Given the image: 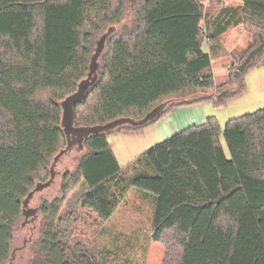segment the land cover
<instances>
[{
  "label": "trees",
  "instance_id": "obj_1",
  "mask_svg": "<svg viewBox=\"0 0 264 264\" xmlns=\"http://www.w3.org/2000/svg\"><path fill=\"white\" fill-rule=\"evenodd\" d=\"M140 1L134 27L108 37L98 80L74 108L75 125L140 119L162 100L195 90L230 91L218 100H172L148 126L177 108L221 105L237 93L234 71L215 85L210 55L230 21L208 28L206 0ZM239 1L234 25L259 39L264 0ZM126 2L0 0V264L9 257L22 200L48 179L50 162L67 144L59 103L86 78L95 35L121 21ZM105 135L86 139L76 175H65L66 187L86 184L82 209L106 222L133 188L154 200L151 239L164 247L162 264H264V109L228 120L223 130L207 117L174 133L135 159L130 177ZM60 205L42 206L45 264H97L80 245L68 255L56 248L52 222Z\"/></svg>",
  "mask_w": 264,
  "mask_h": 264
},
{
  "label": "rangeland",
  "instance_id": "obj_2",
  "mask_svg": "<svg viewBox=\"0 0 264 264\" xmlns=\"http://www.w3.org/2000/svg\"><path fill=\"white\" fill-rule=\"evenodd\" d=\"M140 2V0H127L121 21L114 25H102L95 35L94 48L95 42L109 27H114L116 34L131 30L134 27ZM238 28L230 29L233 31L223 35L221 40L219 37V49L210 54L216 86L227 83L230 79L229 73L236 71L231 69H236L252 49L251 47L259 43V39L248 34L242 25ZM262 37L264 39V35ZM105 50L106 42L98 59L99 68L102 65V55ZM232 87L231 91H237V93L224 98L221 105H216L212 100L201 102L195 108L197 119L201 122L207 117H215L223 130L228 120L264 109V51L256 63L236 77ZM225 88L220 87L210 92L195 90L184 98L190 101L212 96L218 100L217 96L226 91L227 88ZM241 89L242 91L239 92ZM184 98L169 97L160 103L181 101ZM105 138L121 168L122 175L126 177L133 174L130 165L135 159L154 145L166 140L160 138L153 125L139 129L114 130L107 133ZM220 141L225 146L222 138ZM86 153L88 149L85 147L78 152L77 145L74 146L54 167L55 176L51 186L36 193L29 202L30 208L52 203L55 200L61 203L58 215L52 222L55 246L58 251L68 255L74 245H80L97 264H162L164 247L151 239L154 211V200L151 196L136 189L127 188L124 198L110 219L102 222L94 213L80 207L81 198L88 190L83 181L80 180L71 187L64 185L65 175H76L78 164ZM51 164L52 161L49 169ZM64 187L66 189L63 191ZM48 224V220L42 213V206L32 223H27V220L21 217L13 229L10 248L21 245L30 229L34 230L36 243H40Z\"/></svg>",
  "mask_w": 264,
  "mask_h": 264
},
{
  "label": "water",
  "instance_id": "obj_3",
  "mask_svg": "<svg viewBox=\"0 0 264 264\" xmlns=\"http://www.w3.org/2000/svg\"><path fill=\"white\" fill-rule=\"evenodd\" d=\"M115 32L114 27H109L99 39L95 42L93 54L90 57L88 65V73L85 79H82L76 88V91L65 97L60 103L61 108V128L65 134L67 144L66 147L60 150L52 160L50 177L46 182L35 184L34 188L22 200V217L30 218L33 221L36 218L37 209L30 208L29 202L33 196L42 190L51 186L54 180V167L61 160V158L70 152L74 146L77 145V151L84 149V142L91 136L107 134L111 131L117 130L120 127L129 126L132 128H142L155 120L158 115L165 109L167 102L160 103L147 112L142 118L134 119L129 117H122L101 125L95 126H77L74 123V108L77 104L83 102L86 98L87 92L95 85L98 80V59L105 47V42L108 37ZM264 50V39L259 35V44L252 48L245 56L244 60L237 66L234 72L235 77L242 74L252 63V61ZM230 91L226 90L218 95V99L226 96Z\"/></svg>",
  "mask_w": 264,
  "mask_h": 264
},
{
  "label": "crops",
  "instance_id": "obj_4",
  "mask_svg": "<svg viewBox=\"0 0 264 264\" xmlns=\"http://www.w3.org/2000/svg\"><path fill=\"white\" fill-rule=\"evenodd\" d=\"M240 6L241 2L239 0H206L205 21L208 28H211L212 24L220 21L223 25L227 21L231 22V25L220 36V40L223 35L227 34L229 31H233L230 29H239V25H234V22L237 20L238 16H236L235 19H232L231 15L233 13L232 11L239 10ZM228 12L229 14L225 15V13ZM199 105L200 103H195L177 108L156 121L153 126L155 127L160 138L167 139L174 133L179 132L191 125L202 123L204 120L200 122L195 114V108H197Z\"/></svg>",
  "mask_w": 264,
  "mask_h": 264
},
{
  "label": "flooded vegetation",
  "instance_id": "obj_5",
  "mask_svg": "<svg viewBox=\"0 0 264 264\" xmlns=\"http://www.w3.org/2000/svg\"><path fill=\"white\" fill-rule=\"evenodd\" d=\"M41 206L43 205L40 204L35 209L39 211ZM36 217H37V213H36ZM26 220L27 223H32L34 221V220L30 221V218ZM25 225L26 224H24V226ZM36 239L37 238H35L34 236V230L30 229L27 233V237L24 238L23 243L21 245L10 248L9 257L7 261L4 262L3 264H22V263L33 264L34 262L37 263L39 261H43V259L45 260V257L48 255V253L41 252L40 249L41 244L36 243ZM41 263L45 264V261Z\"/></svg>",
  "mask_w": 264,
  "mask_h": 264
}]
</instances>
